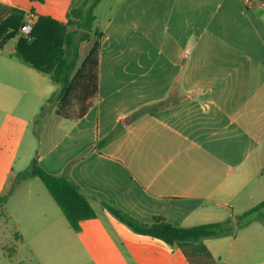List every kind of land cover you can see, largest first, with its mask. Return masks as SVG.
<instances>
[{"label":"crops","instance_id":"obj_1","mask_svg":"<svg viewBox=\"0 0 264 264\" xmlns=\"http://www.w3.org/2000/svg\"><path fill=\"white\" fill-rule=\"evenodd\" d=\"M75 1L0 0V12L66 25ZM101 7L98 97L38 158L97 213L73 230L88 264H264L260 219L171 246L134 233L102 203L144 223L192 227L236 223L264 201V0H101L95 13ZM19 35L3 46L11 60Z\"/></svg>","mask_w":264,"mask_h":264},{"label":"rangeland","instance_id":"obj_2","mask_svg":"<svg viewBox=\"0 0 264 264\" xmlns=\"http://www.w3.org/2000/svg\"><path fill=\"white\" fill-rule=\"evenodd\" d=\"M81 4L76 0L74 7ZM95 14L93 30L101 31L103 7ZM94 42L92 37L80 44V62ZM10 47L0 48V194L9 186L14 191L0 219V264H88L86 249L40 179L16 180V174L49 151L72 123L57 117L48 101L58 91L50 76L11 60ZM244 221L252 224L259 218L255 214ZM16 232L23 241L15 238ZM10 249H16L14 257Z\"/></svg>","mask_w":264,"mask_h":264},{"label":"trees","instance_id":"obj_3","mask_svg":"<svg viewBox=\"0 0 264 264\" xmlns=\"http://www.w3.org/2000/svg\"><path fill=\"white\" fill-rule=\"evenodd\" d=\"M100 1L83 0L79 7L70 8L66 25L50 17L38 16L27 36L19 35L22 27L28 23L24 11L11 9L6 15L4 8L0 12V48L19 35L16 57L34 70L49 75L51 81L58 86V91L48 101L54 104L56 115L66 120L82 119L98 97L100 51L104 34L94 31L93 24L96 21L95 8ZM92 37L95 42L80 62V44L90 41ZM110 139L111 136L100 145ZM32 178L40 179L45 185L75 232H81L83 221L97 217L82 188L67 174L55 175L47 172L39 164L38 157L32 160L29 169L16 174L19 182ZM13 191L14 187L9 186L0 194V219L5 217V208ZM102 199L103 206L110 214L134 233L160 239L171 246L177 242H198L232 235L236 227L241 229L249 224L244 221L245 218L255 214L260 220L264 219L263 201L238 216L236 223L228 219L223 222L180 227L165 223L159 218L152 223H144L108 199Z\"/></svg>","mask_w":264,"mask_h":264},{"label":"built area","instance_id":"obj_4","mask_svg":"<svg viewBox=\"0 0 264 264\" xmlns=\"http://www.w3.org/2000/svg\"><path fill=\"white\" fill-rule=\"evenodd\" d=\"M256 0H248V3L255 2ZM33 29V22L29 21L25 26L22 27V34L29 35Z\"/></svg>","mask_w":264,"mask_h":264}]
</instances>
